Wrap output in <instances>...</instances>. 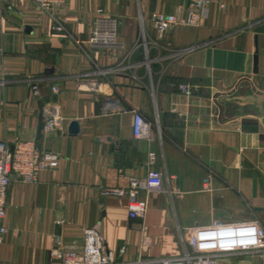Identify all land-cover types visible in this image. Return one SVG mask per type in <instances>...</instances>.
<instances>
[{
    "label": "crops",
    "instance_id": "1",
    "mask_svg": "<svg viewBox=\"0 0 264 264\" xmlns=\"http://www.w3.org/2000/svg\"><path fill=\"white\" fill-rule=\"evenodd\" d=\"M191 1L67 0L52 16L0 0V141L60 157L36 183L11 185L0 264H60L57 239L77 246L97 225L120 262L177 258L185 231L219 224L233 227L209 235L227 249L218 264H264L242 228L264 229V0H210L201 26L160 35L152 15H185ZM100 18L116 47L89 43ZM46 109L62 130H42ZM135 112L153 123L151 142L134 137ZM150 151L165 191L142 193L147 215L133 219L126 197L104 191L145 179Z\"/></svg>",
    "mask_w": 264,
    "mask_h": 264
},
{
    "label": "built area",
    "instance_id": "2",
    "mask_svg": "<svg viewBox=\"0 0 264 264\" xmlns=\"http://www.w3.org/2000/svg\"><path fill=\"white\" fill-rule=\"evenodd\" d=\"M41 9L53 13L66 4L67 0H33ZM221 7H224L223 5ZM210 0H192L185 15L177 16L166 13H154L152 22L158 33L164 34L167 31L180 26L199 27L207 21L210 15ZM98 14L103 15L99 10ZM63 23L57 21L54 31L65 32ZM89 43L96 47H116L117 33L114 26H108L101 18L96 23ZM35 96L40 94L39 84L32 87ZM181 91L186 95H192L193 89L188 85L181 86ZM53 93L58 95L60 90L53 87ZM49 112L45 110L46 120L44 131H55L63 129V119L57 114L47 119ZM154 125L141 113L135 112L133 133L137 140L152 141ZM157 155L150 151L148 154V171L145 179L130 178L126 188H111L104 191L105 196H115L128 199L129 215L133 219H144L148 212V201L141 199L142 193H163L165 191L163 175L155 167ZM60 164V157L55 153L41 151L32 141H17L13 145L0 141V244H3L8 232L6 227L7 219V198L11 185L18 181L22 183H36L41 174L55 169ZM233 226L216 225L208 230L185 231L184 243L188 249L184 256L155 261H138L134 264H218V261L227 254V249L218 247L211 233L227 231ZM248 229L251 242L247 246V253L261 255L264 259V229L257 221L246 223L242 227ZM247 232V231H245ZM252 232V233H251ZM208 235V239L201 236ZM57 246L53 249L52 255L60 264H128L115 259L114 255L106 248L101 226L86 229L82 242L75 245H65L61 238L57 239ZM121 256L126 254V248H122Z\"/></svg>",
    "mask_w": 264,
    "mask_h": 264
},
{
    "label": "water",
    "instance_id": "3",
    "mask_svg": "<svg viewBox=\"0 0 264 264\" xmlns=\"http://www.w3.org/2000/svg\"><path fill=\"white\" fill-rule=\"evenodd\" d=\"M42 130H44V125H42ZM69 132L71 135H78L80 134V125L77 122L70 123Z\"/></svg>",
    "mask_w": 264,
    "mask_h": 264
}]
</instances>
